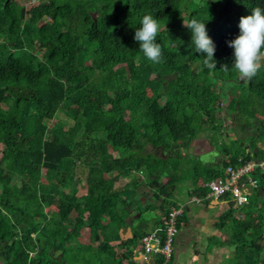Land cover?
Wrapping results in <instances>:
<instances>
[{
    "label": "trees",
    "instance_id": "16d2710c",
    "mask_svg": "<svg viewBox=\"0 0 264 264\" xmlns=\"http://www.w3.org/2000/svg\"><path fill=\"white\" fill-rule=\"evenodd\" d=\"M255 7L264 9V0H48L27 16L21 1L0 0V33L13 36L0 39V264H139L132 248L142 234H129L125 251L109 245L128 228L116 210L119 176L134 173L121 190L127 197L167 175L152 197L164 198V213L177 207L167 199L173 173L181 168L177 178L192 174L196 187L221 174L189 157L183 163L179 148L206 127L217 144L223 110L245 115V126L254 127L242 161L264 157L256 145L264 142V57L256 74L241 80L228 46L239 35L240 17ZM144 15L161 25L160 63L147 60L133 39ZM191 19L205 23L214 69L195 51L185 26ZM27 46L40 49L42 57ZM120 64L128 77L114 69ZM151 74L160 86L147 94ZM222 91L230 96L224 108L217 102ZM158 149L172 154L163 157ZM223 154L228 164L238 163L227 149ZM78 164L86 168L81 193L74 184ZM255 174L258 184L248 203L218 215L217 233L209 239L216 243L223 235L235 244L234 264H264V175L258 168ZM188 220L183 208L177 230ZM85 225L90 252L78 241ZM53 249L61 250L59 257ZM150 257L151 264L164 262L161 255Z\"/></svg>",
    "mask_w": 264,
    "mask_h": 264
},
{
    "label": "crops",
    "instance_id": "0c3cea01",
    "mask_svg": "<svg viewBox=\"0 0 264 264\" xmlns=\"http://www.w3.org/2000/svg\"><path fill=\"white\" fill-rule=\"evenodd\" d=\"M226 114H228L227 111ZM251 121L252 120H250V122ZM218 122H220L221 124L219 130L220 132L217 133L218 143L214 145L211 144L210 137H212L214 130H209V127L205 126L206 128H208V130L200 132L197 138H195L191 142V144L187 146L186 151L181 155V158L184 159L183 163L185 162V157L193 158L200 161L205 168L218 170L221 173L223 168L228 164V158L223 154V150L227 149L229 151V157L236 160L241 158V156L246 155V153L250 151L252 140H250L249 135L254 127H246L244 123H240L239 127L244 128V131L242 132H246L247 135H235V137H241L242 140L231 143V139H235V137H231V132H224L222 128L231 127L233 128V130L231 131L234 132L235 122L233 120L230 122L225 121L224 116L222 117V119H218ZM226 122L228 124H225ZM262 144L263 142L256 143L257 147L259 148L263 147ZM147 148L150 151L153 150L151 146H148ZM242 150H244V152H242ZM155 151L156 154L162 155L163 157L171 156L172 154V150L166 152L158 149ZM131 174L127 176V173L123 172L119 176V178H122L121 180H123L121 183L122 185H120L122 188L127 178L131 176ZM173 174L176 178L167 186V189L169 190V196H167V199H170V202H175L176 205H181L185 209L186 214H188L189 220L188 222L183 223L181 228L177 232L173 244L174 255L169 264H220V262H223L221 252H224L228 248L227 246H229V250H233L234 247L236 248V245L229 242L224 243L225 237L223 235H221V238L216 241V243L210 244L209 239L217 233L216 227L214 226V219L231 206H234V204L231 200H225L224 197L218 199L206 197L207 188L204 186L205 182L200 180L198 182V187H196L195 183L193 182L192 174H188L186 177L177 178L179 175H181V168L177 171V173ZM121 180L117 181L116 184ZM166 180L167 175L160 179L159 184H154L152 185V187H150L148 184L141 185L134 191L138 189H147L148 192L152 193V188L161 186L163 183H165ZM204 187L206 188L205 192L202 191V188ZM122 188L119 191L120 193L117 191L119 198L116 201V210L118 211L120 216L124 218L125 222L128 225V228L125 229L124 233H122L120 239L113 240L110 243L115 244V242H118L120 250L125 251V247L122 246L126 240L125 238H127L129 234L139 233L141 235L145 232H148L146 230H132L133 224H135L136 219H139L142 216L143 212L146 213L149 211V213L151 214L150 217L154 215L153 218L147 216L146 217L155 220V225L153 228L156 227L157 221L158 219H160L161 214L163 213V209L160 205L163 202L164 198L162 197L157 200V202L159 201V203H154L150 199H147L148 202L146 203L140 201V195H137V192L133 195L135 197H131V193L127 197L122 196ZM151 203L156 204L157 208L149 210L144 209L147 206L146 204L150 205ZM102 217L105 221L108 220V217L106 215H103ZM83 231L86 237L83 236ZM78 241L85 244L86 247L89 248L87 243H91V240L88 237L87 225L81 228ZM60 254V250H52V255L54 257H59Z\"/></svg>",
    "mask_w": 264,
    "mask_h": 264
},
{
    "label": "clouds",
    "instance_id": "9594fccd",
    "mask_svg": "<svg viewBox=\"0 0 264 264\" xmlns=\"http://www.w3.org/2000/svg\"><path fill=\"white\" fill-rule=\"evenodd\" d=\"M140 24L141 27L134 31L133 39L138 43L139 50L147 60L154 64L160 63L162 60V49L161 45L157 43L156 39L161 28L159 21L152 15H144L140 21ZM185 26L191 32V41L194 44L195 51L197 53L203 54V62L207 67L214 69L215 62L213 60V56L215 48L212 40L207 34L205 23L198 21L197 19H191L190 22ZM238 28L239 35H237L235 39L228 42V46L233 49L234 56V62L231 68L238 74V77L241 80L245 78L251 79L260 67L261 57H264V9L255 7L251 11L250 15L241 16L239 19ZM223 69L228 71L229 68L227 66H223ZM179 206L181 205H178L177 207ZM151 231L143 233L137 239L135 246L132 248V258L136 262H138V259L134 255V249L139 245L140 238ZM30 256H32V253H30ZM138 263L151 264V260L145 263Z\"/></svg>",
    "mask_w": 264,
    "mask_h": 264
},
{
    "label": "built area",
    "instance_id": "2783aa9c",
    "mask_svg": "<svg viewBox=\"0 0 264 264\" xmlns=\"http://www.w3.org/2000/svg\"><path fill=\"white\" fill-rule=\"evenodd\" d=\"M257 168L264 175V157L260 160L250 159L244 161L239 158L236 165H226L221 174L213 176L205 182L206 197L218 199L229 194L235 205L247 204L250 195L257 188L258 177L255 174ZM245 185H249L251 191L245 192ZM181 213L182 206L172 207L170 211L162 213L161 225L140 238L139 245L134 249V255L138 262H148L150 256L154 254L161 255L164 258L162 264H167L171 260L173 243L177 234L176 218Z\"/></svg>",
    "mask_w": 264,
    "mask_h": 264
},
{
    "label": "rangeland",
    "instance_id": "374dc122",
    "mask_svg": "<svg viewBox=\"0 0 264 264\" xmlns=\"http://www.w3.org/2000/svg\"><path fill=\"white\" fill-rule=\"evenodd\" d=\"M17 1H21V3L24 4L25 11H26L27 16H28L29 13L32 11L33 8H35V7L42 8L47 3L48 0H17ZM0 39L1 40H4V41H12L13 40V36L10 35V34H8V32L6 30H3L2 31V35L0 33ZM27 48L28 49H32L33 51H35V53L38 56L42 57V51L40 49H33L30 46L29 47L27 46ZM114 69L116 70V72L119 74L120 77H122V78L128 77V73H127V70H126V68H125L124 65H121V64L120 65H117V66L114 67ZM150 79H151L152 84L147 87V89H146L147 94H152L153 91L160 86L159 76H157L155 74H151L150 75ZM226 93L227 92L224 93L222 91V92H220V94H218L217 102L223 108L226 107V105H227V103L229 101V98H230V96L228 94H226ZM222 112L220 113L219 119H222V117L224 116V120L225 121H227V122L229 121L230 122V121L233 120L235 122V127H234L235 128V131L234 132L231 131V130H233L231 127L222 128V130L224 132H231L230 133V136L231 137H235V135H240V136L247 135L246 132H242L239 129L240 128L239 127L240 126V123H244L246 121L245 115L242 116V117H238V115H240V114L239 113H236V111H233L232 113H229V114H226V111L225 110H223ZM56 116H59V118L61 117L62 120L64 119V115L62 113H60V112H58ZM227 122L225 124H228ZM48 124L51 125V122H49ZM210 139H211V137H210ZM179 149H180V153H181V149H183L182 150V154L186 151V148H181L180 147ZM192 160H194V159L192 158ZM78 167L79 168L76 170L77 173H76V177H75V180H74V184L76 185V187L79 189V192L81 193L82 192V189L85 186L86 168L82 164H78ZM121 179L119 178V180H121ZM122 181L123 180H121L120 182H118L117 184H115L116 191H118V192L122 188L120 186V185H122L121 184ZM136 192H137V195H140V197L139 196L138 197H139L140 201H142V202H146L147 203L148 202L147 199H150L154 203H159V201L157 202V200L156 201L153 200L154 198L152 197V193L148 192L147 189L146 190H140V189H138V190L133 191V192L131 191L130 192L131 194L130 193L129 194L131 195V197H135L133 195ZM228 204H230V203H228ZM143 207H144V205H143ZM47 212H48L49 218H53V217L56 216V210L53 207L47 208ZM146 216L147 217H150L151 216V214L149 213V211L146 212V213L143 212L142 213V216L139 219L138 218L136 219L135 224H133V227H132V230L133 231H140V230L151 231L153 229V227L155 225V223H154L155 220H152L150 218H153L154 215H152V217H150V218H147ZM82 233H83V236L86 237L84 231ZM226 242H228V241L227 240H224V243H226ZM87 245L89 246V248L86 249V251L88 252L91 249V243L88 242ZM109 245L115 247V249L117 251L121 252L120 251V247L118 246L119 245L118 242L117 243L115 242V244L109 242ZM227 247L228 248L224 252L223 251L221 252V254H222L221 257H222V261L223 262H220V264H234V261H236V248L234 247L233 250H229V246H227Z\"/></svg>",
    "mask_w": 264,
    "mask_h": 264
},
{
    "label": "bare ground",
    "instance_id": "6f19581e",
    "mask_svg": "<svg viewBox=\"0 0 264 264\" xmlns=\"http://www.w3.org/2000/svg\"><path fill=\"white\" fill-rule=\"evenodd\" d=\"M249 189H250V186H249V185H245V186H244V190H245V192H249V191H250Z\"/></svg>",
    "mask_w": 264,
    "mask_h": 264
}]
</instances>
